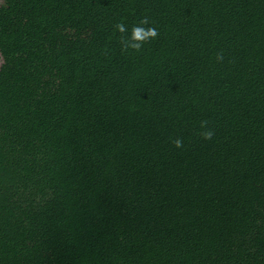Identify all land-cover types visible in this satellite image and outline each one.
<instances>
[{"label": "trees", "instance_id": "16d2710c", "mask_svg": "<svg viewBox=\"0 0 264 264\" xmlns=\"http://www.w3.org/2000/svg\"><path fill=\"white\" fill-rule=\"evenodd\" d=\"M0 55V264H264V0H2Z\"/></svg>", "mask_w": 264, "mask_h": 264}, {"label": "clouds", "instance_id": "9594fccd", "mask_svg": "<svg viewBox=\"0 0 264 264\" xmlns=\"http://www.w3.org/2000/svg\"><path fill=\"white\" fill-rule=\"evenodd\" d=\"M115 30L121 35L119 36V42L121 44V51L127 52L129 49L140 52L145 43L150 42L158 37L159 32L157 28L151 26V22L147 16L141 17L139 21L129 29L125 23L120 22L115 25ZM224 55L222 52L216 54V60L222 62ZM208 120L200 121L199 135L205 140H211L215 135L214 129L210 128ZM175 147L183 148V140L177 137L172 141Z\"/></svg>", "mask_w": 264, "mask_h": 264}, {"label": "rangeland", "instance_id": "374dc122", "mask_svg": "<svg viewBox=\"0 0 264 264\" xmlns=\"http://www.w3.org/2000/svg\"><path fill=\"white\" fill-rule=\"evenodd\" d=\"M2 0H0V2H1ZM1 62H2V58H1V55H0V64H1Z\"/></svg>", "mask_w": 264, "mask_h": 264}]
</instances>
